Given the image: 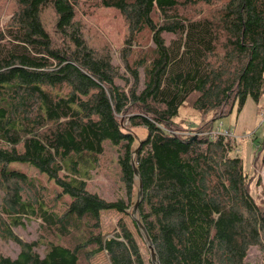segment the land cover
<instances>
[{
    "label": "trees",
    "instance_id": "obj_1",
    "mask_svg": "<svg viewBox=\"0 0 264 264\" xmlns=\"http://www.w3.org/2000/svg\"><path fill=\"white\" fill-rule=\"evenodd\" d=\"M102 11L114 16L99 25ZM3 20L0 235L19 251L0 253V264H91L101 252L109 264H144L122 218L108 239L100 222L135 200L139 141V211L160 264H247L252 247L264 260V202L229 140L165 130L187 103L201 133L260 101L264 0H0ZM108 30L120 37L117 59ZM106 151L115 200L88 189ZM256 160L264 167V135ZM12 163L34 167L53 189ZM28 217L40 220V241L12 233Z\"/></svg>",
    "mask_w": 264,
    "mask_h": 264
},
{
    "label": "rangeland",
    "instance_id": "obj_2",
    "mask_svg": "<svg viewBox=\"0 0 264 264\" xmlns=\"http://www.w3.org/2000/svg\"><path fill=\"white\" fill-rule=\"evenodd\" d=\"M186 8L187 11H190L188 6ZM97 16L99 17L97 23L99 25H102L103 23H106L109 18L114 16V14H111L107 11H102L99 12ZM4 21L5 20L1 21V26L3 25ZM87 24L90 25L89 20ZM107 34H110L111 38L113 39V57L114 59H117L118 49L115 41L120 40V37L117 38V35L111 33L110 30H108ZM263 116L264 94L258 103L254 102L251 98H248L240 113H237L236 108H234L233 112L229 116L218 119L212 125V130L216 131L217 128L224 131L228 130L234 136L233 138L226 139L229 140L232 146V150L230 151L229 156H238L243 160L244 170L247 173L248 178L251 179V192L258 202H264V167H261L257 160L255 161V156L259 151V144L260 142H262L264 135V124H261ZM201 121V114L191 109L190 104L187 103L180 108L178 116L173 121V125L165 128V130L171 135L182 138L208 136L209 134H211L210 130L200 133V130L198 129ZM131 132L135 136H137L139 140L143 139L145 136V132L141 128L131 130ZM10 166L14 169L23 170L26 173L27 177L32 179V182L34 184L36 183L37 185L45 186V188H48L50 190L53 189V181L49 180L45 174H41L36 171L34 167L20 163H12ZM117 171V167L114 165V161L112 158V153L106 151L104 156L101 158L99 168L91 174V179L88 183V189L91 192L97 193L104 199L115 200L117 196H120L119 184L116 177ZM258 178L261 180L260 186H256V181ZM56 190L57 189H55V191ZM4 198V192L0 189V222L1 219H3L4 221L6 219V215L1 212L2 205L4 204ZM65 199L68 200L69 198L65 197ZM120 218L125 221L128 229L133 234L137 245H141L143 251V256H141L144 264H151L149 252L146 248V245L143 242V239L138 234L130 216L126 213L121 214L116 213L115 211H103L100 213L101 232L104 236V239L109 238L112 231L116 228L117 221ZM40 224V220L35 217L23 218L21 220V225L17 227H11V231L22 241H40ZM18 251L19 249L16 244L10 241H5L0 235L1 254L14 258L17 255ZM245 262L247 264H264L263 255L257 248L252 247L248 251ZM91 263L109 264L107 256L104 252L94 257Z\"/></svg>",
    "mask_w": 264,
    "mask_h": 264
},
{
    "label": "water",
    "instance_id": "obj_3",
    "mask_svg": "<svg viewBox=\"0 0 264 264\" xmlns=\"http://www.w3.org/2000/svg\"><path fill=\"white\" fill-rule=\"evenodd\" d=\"M142 141H139L138 147L136 150L133 152V157L131 161L132 169H133V174H134V185L136 189V195H135V200L132 203L131 207L126 211V214L130 216L133 224L136 227V230L140 237L143 239V242L146 245V248L149 252V258H150V263L151 264H160L158 255L155 251L153 242L145 228V226L142 223L141 220V215L139 211V205L142 201V196H143V189H142V180L141 176L136 168L134 157L138 153L139 149L141 148Z\"/></svg>",
    "mask_w": 264,
    "mask_h": 264
},
{
    "label": "built area",
    "instance_id": "obj_4",
    "mask_svg": "<svg viewBox=\"0 0 264 264\" xmlns=\"http://www.w3.org/2000/svg\"><path fill=\"white\" fill-rule=\"evenodd\" d=\"M261 124H264V116H263V119L261 121ZM211 134H209L208 136H210L212 139H215L217 137H222L224 138L225 140L226 139H230V138H233L234 136L231 134V132H229L228 130H221L219 128H217V130H211L210 132ZM203 134V133H202ZM263 186H264V182H263Z\"/></svg>",
    "mask_w": 264,
    "mask_h": 264
},
{
    "label": "crops",
    "instance_id": "obj_5",
    "mask_svg": "<svg viewBox=\"0 0 264 264\" xmlns=\"http://www.w3.org/2000/svg\"><path fill=\"white\" fill-rule=\"evenodd\" d=\"M109 237H110V236H109ZM101 253H102V252H101ZM104 253H105V252H104ZM99 254H100V253H99ZM96 256H97V255H96ZM96 256H95V257H96ZM92 260H93V258H92ZM92 260H91V261H92ZM91 264H92V263H91Z\"/></svg>",
    "mask_w": 264,
    "mask_h": 264
}]
</instances>
